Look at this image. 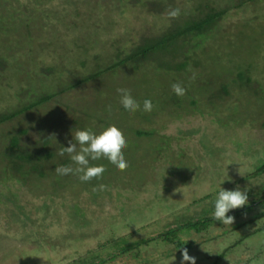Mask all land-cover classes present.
Wrapping results in <instances>:
<instances>
[{
    "label": "trees",
    "instance_id": "1",
    "mask_svg": "<svg viewBox=\"0 0 264 264\" xmlns=\"http://www.w3.org/2000/svg\"><path fill=\"white\" fill-rule=\"evenodd\" d=\"M43 1L39 0L38 4ZM255 1L94 0L89 12L86 9V13L82 14L76 6L77 13L62 12L57 15L56 10H52L46 16L27 6L24 9L0 11V79L8 69L20 72L17 66L22 60L30 62V70H25L29 73L28 78L21 83L8 84L14 92L10 99L16 98L17 101L10 102L2 97L0 103V192L7 204L8 228L11 224L24 226L21 222L26 213L32 218V223H37L32 216L44 209L34 205L40 204L41 198L35 200L30 190L40 178L52 177L53 182L61 188L75 181L84 182L79 180L78 174L58 175L54 170L58 165L75 167L69 154H58V150L68 146L72 139L71 130L74 132L87 127L99 132L114 124L127 141L123 149L127 161L125 169L121 171L103 158L91 161L93 164H103L105 171L99 179L94 177L84 182L81 190L84 198L79 197L76 201L74 198L78 194L72 196L64 192L61 195L60 189H54V184V197L51 196L55 206L51 205V201L45 202L46 214L53 210L52 215L56 220H49L48 223L44 220L48 224H43L44 235L46 228L54 227L65 212L69 217L68 224L75 225V228L70 226L74 236L85 239L92 233L98 234L97 228L90 225L89 216L94 219L95 212L87 207L97 205L100 209L105 208L100 206L108 204L117 210V201L122 194V187L115 188V192L109 188L106 193L98 188V183L112 173H129L134 169L135 161L146 159L136 155L142 137L158 134L159 142L152 148V159L158 161L165 154L163 160H166L167 151L164 152V149L170 147L171 136L153 125V118L158 112L176 119L193 118L196 113L208 114L226 128L234 127L236 122H244L240 119L241 114L264 118V68H258L252 60L242 59L240 53L234 54V33L225 34L221 30L222 21ZM105 6H110L111 21H95L90 27L85 17L89 14L91 18L94 10L100 16ZM176 8L179 15L170 17L168 12ZM112 14L119 16V19L115 20ZM155 18L163 19L159 28L154 25L157 23H150ZM50 21H53L51 25ZM56 23L64 24L67 34L72 37L75 34L76 42L73 40V45L70 42L65 48L57 42L58 51L55 54L47 53L48 47L36 44L35 37L45 35L38 32L48 27V33L52 34ZM88 61L90 65H87ZM32 71L36 73L35 76L30 74ZM6 83L0 84L5 93ZM89 83L95 84L94 92L83 96L81 91L86 90ZM173 83L184 87L182 96L172 91ZM118 88L129 89L141 105L145 98L150 99L152 110L145 112L141 108L132 113L125 111L119 103ZM64 94H80L82 97L78 96V103L72 100L63 105L58 97ZM234 94H238L240 99L231 104ZM222 113H225V117L221 116ZM177 131L192 134L199 129L178 128ZM204 135L208 139L206 130ZM245 145L241 142L238 149ZM226 147L230 148L229 144ZM232 148L236 149L235 145ZM262 157L248 174L230 178L235 180L237 188L247 192L248 198L245 205L230 210L229 214L234 217L232 224L213 221L212 209H205L202 205L195 214L191 208L183 220L175 218L179 210L171 211L166 214L171 219L161 214L136 226L133 224L117 235L109 236L110 232L106 236L96 235L98 244L86 252V256H89L87 264H180L182 248L196 257V264H204L202 261L206 264H228L229 256L232 264H247L246 252L235 257L232 252L243 238L264 232V182L253 187L250 180L264 178V155ZM164 168L161 163L155 171L164 172ZM164 179L172 180L168 175ZM148 185L146 183L144 187L148 189ZM94 186L96 190H93ZM230 187L232 189L233 185L230 184ZM144 191L140 192L141 198L138 194L135 199V202H140L139 205H118V212L109 217L111 225L113 222L126 223L129 217L141 213L142 208L153 203V199L145 198ZM203 197H207V194ZM198 199L193 202L199 203ZM183 205L180 211L191 203L185 201ZM46 214L42 215L44 219ZM257 221L258 227L253 232L242 235L224 250L214 252V256L208 254L210 261L200 253V244L219 241L230 232H236L243 224ZM52 222L54 225L49 224ZM76 227L79 231H76ZM111 230L114 233L115 230ZM144 231L147 236H140ZM77 238L72 239L78 241ZM101 252H106V255L103 257ZM100 255L101 259H98ZM176 257L179 261H170L177 260ZM75 263L76 260L63 261V264ZM185 264L189 262L185 261Z\"/></svg>",
    "mask_w": 264,
    "mask_h": 264
},
{
    "label": "rangeland",
    "instance_id": "2",
    "mask_svg": "<svg viewBox=\"0 0 264 264\" xmlns=\"http://www.w3.org/2000/svg\"><path fill=\"white\" fill-rule=\"evenodd\" d=\"M38 2L39 0H0V11L4 10L6 12L24 9L25 6H27L30 10L42 12L44 16H46V13L52 12V10H56V14H61L62 12L70 14L71 12L77 13L76 9H78V12L82 14L84 12L86 13V9L89 12L90 6L94 4V0H44L39 4ZM75 6L77 7L76 9L74 8ZM109 8L110 6L104 7L103 13L100 14L101 17L98 14L96 15L95 10L91 18H89L88 14L85 17L88 25L91 27L95 21H111ZM113 14L112 16L115 17V20L119 19V16ZM38 19L41 18L38 17ZM53 21H50V25ZM162 21V18H155L150 23H157L154 25L156 28H159L162 26ZM53 23H55V21ZM48 29H40L41 31L38 33L45 35H40L38 38L35 37L36 44L48 47L47 53L51 52L55 54L56 51H58L57 42L62 44L64 48L68 43L72 42L70 44L73 45V42H76L75 34L73 37L67 34V30L62 23L61 25L59 23L54 25L52 34L48 33ZM221 30L225 34L228 32L230 34L232 32L234 33L233 38L236 41V45L233 49L234 54L240 53L242 59L252 60L258 68H264V0H256L240 12L234 13V15L227 18L226 21H222ZM34 33H36V31ZM11 34L12 33L9 35ZM118 34H121L120 31H118ZM23 38L22 36V39ZM72 51L76 54L74 50ZM21 62L20 65H16L20 72L10 71V69H8L6 70V74L1 77V85L7 82L5 85V90L7 92L5 93L0 86V103H2V97L10 102L17 101L16 98L10 99L14 92L8 84L11 82L21 83L24 78H28L29 73L25 72V70H30V62L26 59ZM87 65H90L89 61ZM33 73L34 71L30 74L35 76L36 73ZM94 88L95 84L89 83L85 87L86 90L82 89L81 94L83 96L92 95ZM78 96L82 97L80 94H78ZM78 96L64 94L58 98H61L60 102L64 105L70 103L72 100V102L75 101V103L80 102ZM238 99H240L238 94H234V97L230 100L231 104L237 102ZM225 113H222L221 116L225 117ZM241 116L240 119L244 122H236L234 127L231 126L226 128L219 123L216 118L208 114L203 115L196 113L193 118L186 117L184 119H176L175 117H168V115L158 112L153 118V125L162 133L171 136L169 142L170 147H168L169 150L167 148L164 149V152L167 151V161L163 160L165 154H162L158 161L152 159V148L159 142L158 134H154L150 137H142L139 148L136 149V155H140L146 159L135 161L133 166L134 169L129 173H112L106 175L105 178L98 183V185L103 184L105 186L103 190L106 193V190L109 188L113 189L111 192H115V188L122 187V194L117 201L119 204L127 203L139 205L140 202H135V199L138 197V194H140L139 198H141L140 192L144 191V189H146V191H144L146 194L145 198H148V200L153 199V203L148 207L142 208L141 213L129 217L128 220H125L126 223L117 222L116 224L113 222V226L111 225V219H109V217L111 214H116L118 212L119 204L116 206L117 210H114L113 206L109 207L108 204L100 206L105 207L100 209L97 205L87 207L88 210L93 209V212H95L94 219L88 216L91 218V227L97 228L98 234L96 235L106 236L109 232V236L117 235L118 233L124 232L123 230L125 228H129L133 224L136 226V224L140 222L159 217L161 214H165L166 218L168 216L166 214L171 211L179 210L175 218L177 220H183L186 214L190 213L191 208L194 214L201 205L205 209L211 210L212 201L220 188L230 189V184L233 185L232 189L237 188L234 182L235 180H230V178H239L242 175L248 174L253 169V165L257 160L264 155V118H255L252 115L245 116L242 114ZM193 127H197L199 131L192 134H188V132L185 131H177L178 128L189 129ZM205 130L209 134L208 139H206L204 135ZM213 136L214 138H212ZM127 137L129 138V135H127ZM241 142L247 145L238 149V145L241 144ZM222 143L226 145L229 144L230 148H227L226 145ZM234 145L236 149L232 148ZM244 151L248 154H245ZM252 152H256V154H252ZM161 163L165 166L164 172L161 170L155 171ZM166 175L172 180H165L164 177ZM261 179L264 178L250 179L251 184L253 183V187L264 182V180ZM146 183L147 185L149 184L148 189L144 187ZM54 184L56 185L54 189H60L61 195H63L64 192L72 196L78 194L77 197L74 198L76 201H78L77 198L79 197H85L83 191H81L83 185L85 186L84 182L79 183L75 181L61 188L57 186L56 182H53L52 177L40 178L32 184L30 192L32 194L31 197L35 200L41 198L40 204L34 203V205L42 207L44 211H38L32 216L34 220H37L36 224L32 223V218H29L28 216L30 215L26 213L25 216H22L21 222L24 226L11 224V227L8 228V219H6L7 204L0 192V264H63V261L66 262L69 260H76L75 264H87L89 256H86V252H88L91 247L94 248L97 246V237L93 233L92 236L85 239H78L74 236L73 230H70V226L75 228V225L68 224L69 217L66 216L65 212L63 213L62 219L58 221L56 225H54L53 222L49 223L53 224L54 227L50 226L46 228V234L44 235L45 227H43V224L48 226V224L44 223V220H46L47 223L49 220H56L52 215L53 210H51L49 214H46L47 209L45 208L46 200L48 202L51 201V205L53 207L55 206L53 205L54 203L52 204V196L54 195L52 193L55 192L53 189ZM125 188L128 189L125 190ZM206 194L207 197H203ZM106 197L109 198V195L107 194ZM198 197L199 203H194L196 202L195 199ZM185 201H189L191 205L183 208L184 211H180ZM88 205L89 204H87V206ZM149 209H151V211ZM107 210L110 213H108ZM16 212H18L17 208ZM180 212L182 213L180 214ZM44 213L46 214L45 219L42 216ZM167 218L171 219V217ZM258 222L259 221H257V223H245L236 232H230L225 235V237L219 238V241L215 240V242L212 241L210 244H200L202 248V252L200 253L203 257H207L208 254L214 256V252L222 249L224 250L228 244L233 243L242 235L253 232V230L258 227ZM110 227L115 230L114 233ZM150 230L151 228L148 231ZM76 231H79L77 227ZM140 236L146 237L147 234L144 231ZM72 238H77L78 241H74ZM233 249L232 254L234 257L235 255L246 252L247 259L249 260V262L247 260V264H264V232L252 233L248 237L243 238L238 247ZM101 254L104 257L106 252H101ZM240 257L241 256L238 258ZM78 258L81 259L78 260ZM98 259H101V255ZM176 259L177 260L170 261H179L178 257H176ZM208 261L210 260L208 259ZM227 261L228 264H232L230 256ZM202 263L206 264L205 261H202Z\"/></svg>",
    "mask_w": 264,
    "mask_h": 264
},
{
    "label": "clouds",
    "instance_id": "3",
    "mask_svg": "<svg viewBox=\"0 0 264 264\" xmlns=\"http://www.w3.org/2000/svg\"><path fill=\"white\" fill-rule=\"evenodd\" d=\"M168 15L176 17L179 15V9H171ZM171 88L177 96H182L185 92L184 87L178 83H173ZM117 92L120 94V105L129 113L141 108L145 112H150L153 108V103L150 99L145 98L141 105L127 88H118ZM71 134L72 139L68 142V146H62L58 150V154L60 156L65 153L69 154V159L74 163L75 167L58 165L54 168L58 175L78 174L79 180L84 182L90 181L94 177L99 179L105 171L104 165L90 162L102 158L119 170L127 167V161L123 153L127 141L116 125L109 124L99 132H94L87 127L78 128L74 132L71 130ZM104 187L103 184L98 185L100 190H103ZM93 190H96V186H94ZM247 202L246 191L240 188L224 189L221 187L212 201L211 218L221 224H232L234 217L229 214L230 210L241 207ZM185 261L189 262V264H196V257L189 255L186 248H182L180 264H185Z\"/></svg>",
    "mask_w": 264,
    "mask_h": 264
}]
</instances>
